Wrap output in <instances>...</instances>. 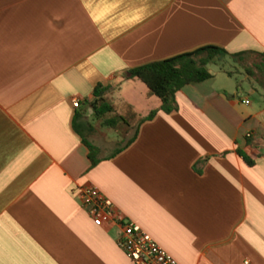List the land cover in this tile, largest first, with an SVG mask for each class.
Wrapping results in <instances>:
<instances>
[{"label": "crops", "instance_id": "crops-1", "mask_svg": "<svg viewBox=\"0 0 264 264\" xmlns=\"http://www.w3.org/2000/svg\"><path fill=\"white\" fill-rule=\"evenodd\" d=\"M206 46L264 62V0H0V264H131L84 187L179 264H264V88L211 65L166 114L124 78ZM98 85L133 125L157 111L117 154L133 130L94 117ZM93 119L132 135L104 153Z\"/></svg>", "mask_w": 264, "mask_h": 264}, {"label": "trees", "instance_id": "trees-1", "mask_svg": "<svg viewBox=\"0 0 264 264\" xmlns=\"http://www.w3.org/2000/svg\"><path fill=\"white\" fill-rule=\"evenodd\" d=\"M250 53L229 54L223 48L206 46L189 53L130 69L125 72L124 78L127 80L138 79L142 81L148 88L149 95L156 96L160 99L161 106L159 110L169 114L177 108L175 97L181 89L189 84L203 82L212 78L209 70L211 65H217L223 68L226 59L240 62ZM255 54L264 57V53ZM257 69L262 77H264V62ZM249 72L251 73L253 71L250 70ZM229 74L232 75L233 72L231 71ZM259 84L264 87V82L259 81ZM108 91L109 87L102 85L96 86L93 93L94 98L90 101L89 105L93 110L94 117L97 119L105 118L108 114H114L111 118L104 121L105 126L114 128L119 121H122L124 125L133 130V136L122 147L117 149L115 152L117 154L135 140L139 125L146 120L152 119L157 114V111H152L145 118L139 119L136 125H133L128 121L126 116L118 114L114 106L107 101L106 94ZM84 143L89 149V158L92 166H95L99 162V150L86 139Z\"/></svg>", "mask_w": 264, "mask_h": 264}, {"label": "built area", "instance_id": "built-area-1", "mask_svg": "<svg viewBox=\"0 0 264 264\" xmlns=\"http://www.w3.org/2000/svg\"><path fill=\"white\" fill-rule=\"evenodd\" d=\"M79 107V101L73 100ZM250 136V134L248 135ZM81 206L97 226L116 223L122 227L117 241L119 247L130 259L131 264H179L169 253L158 245L138 224L131 222L117 210L112 200L95 187H84L78 191ZM243 264H250L245 260Z\"/></svg>", "mask_w": 264, "mask_h": 264}, {"label": "rangeland", "instance_id": "rangeland-1", "mask_svg": "<svg viewBox=\"0 0 264 264\" xmlns=\"http://www.w3.org/2000/svg\"><path fill=\"white\" fill-rule=\"evenodd\" d=\"M225 66L230 69L232 72L236 73L237 77L241 79L244 76L249 78V81L252 82V85L263 90L259 81L264 82V77H262L261 73L258 71L257 67L262 63L260 58L257 55H249L244 60L240 62H234L232 60H225ZM213 68V67H212ZM253 72H249V71ZM119 99L124 100L125 97L119 96ZM94 120V119H93ZM93 125L96 127V138L99 140V144H101L103 152L108 153L112 151L117 145L115 141H119L121 138L131 136L124 134H117L112 130H108L100 125L99 121L94 120Z\"/></svg>", "mask_w": 264, "mask_h": 264}]
</instances>
